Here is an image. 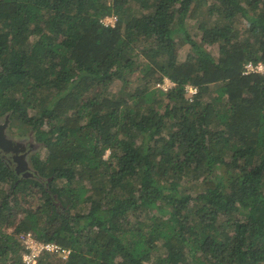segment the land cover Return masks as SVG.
<instances>
[{
    "label": "trees",
    "instance_id": "16d2710c",
    "mask_svg": "<svg viewBox=\"0 0 264 264\" xmlns=\"http://www.w3.org/2000/svg\"><path fill=\"white\" fill-rule=\"evenodd\" d=\"M247 62L264 65V0H0V118L39 146L34 176L0 152V264H26L27 231L70 251L35 264H264Z\"/></svg>",
    "mask_w": 264,
    "mask_h": 264
},
{
    "label": "rangeland",
    "instance_id": "374dc122",
    "mask_svg": "<svg viewBox=\"0 0 264 264\" xmlns=\"http://www.w3.org/2000/svg\"><path fill=\"white\" fill-rule=\"evenodd\" d=\"M209 1L211 2L212 0ZM192 23L193 21L187 20L186 22L187 30L189 31L191 38L195 40H199V35L197 34V31L189 28ZM204 46L208 51L212 53L214 57L218 56L217 44L204 45ZM189 51H190V46L188 44H186L184 47L178 48L176 51V61L179 62L183 61ZM258 72L260 73V70ZM249 73H254V71ZM136 77H137V73L133 74L132 80H134V85H139L142 81L140 78L136 79ZM171 82L170 85L173 86L174 83L172 84ZM190 94L191 93L187 92V96H190ZM208 98L209 97L206 96L205 100L208 101L207 100ZM2 125H4V127L1 130L2 141L0 140V152L3 153L5 157L10 159L15 164L14 167L19 174L26 176H34L35 171L31 166L29 157L35 151H39V146L29 137V134L22 133L21 132L22 129L18 130L16 128H9V122L7 117L0 118V126ZM108 154L109 151H106L105 158L108 156ZM201 189L202 186L199 182H192V183L182 182L180 186V190L182 191V193H189L191 195H195L196 191H200ZM162 251L164 252L165 249L162 248Z\"/></svg>",
    "mask_w": 264,
    "mask_h": 264
},
{
    "label": "built area",
    "instance_id": "2783aa9c",
    "mask_svg": "<svg viewBox=\"0 0 264 264\" xmlns=\"http://www.w3.org/2000/svg\"><path fill=\"white\" fill-rule=\"evenodd\" d=\"M117 20V17L115 14L106 15L101 18V22L104 26H114L115 22ZM244 73L249 72H258L260 70V73L264 74V66L261 64H254L252 62H248L245 64L244 67ZM170 80L164 78V80L160 83H157V86L161 87L162 89H168L171 87ZM173 84V82H171ZM167 85V86H165ZM186 91L194 94L196 92V88L192 85L186 86ZM18 240L22 245H24L25 250L22 254V260L26 264H35L38 258L45 252H52V253H58L62 255V258L65 259L68 254L69 250H66L59 246L55 242H43L39 241L32 232H22L17 235Z\"/></svg>",
    "mask_w": 264,
    "mask_h": 264
},
{
    "label": "water",
    "instance_id": "95a60500",
    "mask_svg": "<svg viewBox=\"0 0 264 264\" xmlns=\"http://www.w3.org/2000/svg\"><path fill=\"white\" fill-rule=\"evenodd\" d=\"M4 125L0 126V140L2 139L1 137V130L3 129ZM2 141V140H1ZM5 141V140H4Z\"/></svg>",
    "mask_w": 264,
    "mask_h": 264
},
{
    "label": "clouds",
    "instance_id": "9594fccd",
    "mask_svg": "<svg viewBox=\"0 0 264 264\" xmlns=\"http://www.w3.org/2000/svg\"><path fill=\"white\" fill-rule=\"evenodd\" d=\"M247 63H248V62H247ZM247 63H246V64H247ZM259 63L262 64L261 62H258V63H256V64H259ZM262 65H263V64H262ZM263 66H264V65H263ZM244 67H245V65H244ZM254 73H259V72H254ZM261 74H263V73H261ZM263 75H264V74H263Z\"/></svg>",
    "mask_w": 264,
    "mask_h": 264
}]
</instances>
